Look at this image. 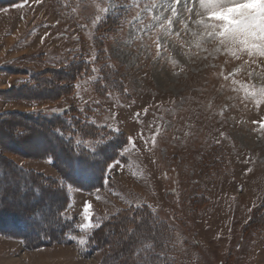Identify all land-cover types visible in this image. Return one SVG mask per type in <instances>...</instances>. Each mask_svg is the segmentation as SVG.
I'll return each mask as SVG.
<instances>
[{
	"label": "rangeland",
	"instance_id": "374dc122",
	"mask_svg": "<svg viewBox=\"0 0 264 264\" xmlns=\"http://www.w3.org/2000/svg\"><path fill=\"white\" fill-rule=\"evenodd\" d=\"M172 2L17 0L0 9V111L64 112L75 151L90 165L94 160L97 172L102 168L100 187L69 185L45 156L57 150L49 132L0 126V143L11 144L7 136L14 134L19 140L15 150L1 151L10 169L58 180L68 197L59 219L71 222L62 240L49 244L38 229L58 226L45 228L33 215L29 235L41 240L25 242L14 217L4 216L22 214L34 201L24 197L31 189L0 163V191L12 194L0 192L8 206L0 207V264H100L104 255L92 249V231L102 219L142 206L154 215L152 231L144 222L132 236L121 233L116 243L123 242V253L146 238L168 246L173 264H264V101L257 103L264 57L245 51L237 59L222 46L217 52L211 38L196 47L193 33L203 31L196 23L199 0L179 5L171 30L179 38L164 36L159 20L169 13L161 5ZM184 4L195 5L186 30ZM55 69L73 70L71 78H78L67 82L70 94L46 96L64 84L52 79L50 93L21 87L31 75ZM42 95L49 99L37 100ZM88 202L92 226L84 227ZM51 208L37 211L44 216ZM258 213L260 224L253 226Z\"/></svg>",
	"mask_w": 264,
	"mask_h": 264
},
{
	"label": "trees",
	"instance_id": "16d2710c",
	"mask_svg": "<svg viewBox=\"0 0 264 264\" xmlns=\"http://www.w3.org/2000/svg\"><path fill=\"white\" fill-rule=\"evenodd\" d=\"M16 1L0 0V9L16 3ZM72 71L73 70L70 69H55L51 70L47 74H33L31 75L30 79V82L32 81V83L29 82V84L27 83V85L25 84L21 87L26 88L25 91L27 92V86H29L30 90H33V88H38L43 89V91H41L43 93H46L45 91L50 93V91L53 90L51 79L55 81H64L62 88L59 89L55 86L56 89L51 94H45L46 96L50 97V99L51 97H55L57 95L63 97L67 94H70L69 89L71 84H67V82L70 80L75 82L78 79L77 77L74 79L71 78ZM44 77H50V79L46 80ZM41 82H45L44 84L49 83V85L42 86ZM48 97H44L42 95V97L38 98L37 100L49 99ZM66 122L67 115L64 112L54 116L44 113L36 114L34 112L25 113L0 111V126H13L14 131V124L18 123L17 128H22L27 134L29 129H34L35 132L40 133L46 131L49 132L48 138L56 142L55 149L57 150L47 149L44 153L45 156L50 157L55 161L54 163L57 165V168L63 175L65 183L85 190L100 187L102 184L101 166H99V169L97 168V172L93 165L94 160L92 165H90V163L85 160L84 154L82 155L75 151V146H73L71 143L72 141L70 140L71 138L68 139L65 135L69 131ZM10 136L12 135L7 137H9V143L11 144L8 145V142H4L5 144L0 143V163L4 166V168L8 167V169H10L12 163L10 160L3 157L1 151L4 149L15 150L17 145L15 142L19 141L15 134L13 135V138ZM19 151H22L23 153L25 152L23 150ZM11 172L16 176L20 175L22 177L19 182H22L23 185H29L28 188L29 190L31 189V191L27 194H24V197H29V199H34V201L22 206V214H11V212H9V214L6 213L4 217H14L18 227V229H15V231L20 234L19 236H21L27 243L41 240L29 235L32 229L33 232H35L34 226L36 223L33 222V215L36 220L38 219V223H41L42 221L43 223L46 222L47 226L50 224L58 226L57 228H49L48 226L45 228L49 229H38L41 232V236L39 238L48 240L47 242L49 244L62 240V236L65 233L64 229L68 225L69 227L71 225V222L67 220L62 221V218L61 220L59 219L60 210L65 208L68 198L63 186L58 180H55L51 177H46L40 173H21L17 169L16 171L11 170ZM2 175H5L4 172H2ZM3 190L0 192L9 196L12 195L10 194L11 189L5 187ZM53 195L57 196L49 200L48 198ZM2 202L3 201H0L2 212L8 211V206L3 205ZM46 205L51 206L52 208L51 210H48V214L42 213L44 216H41V213L37 210L42 212V208L46 207ZM259 213L256 215V220L252 222L253 226L260 224V222H258L260 220ZM153 219L154 215L147 206L123 209L118 214L102 219L98 227L92 231L88 239L90 245H92V249L101 250L103 252L104 259L100 264H173L168 251V246L150 245L148 242L146 243V238H141L140 243L136 242V245L131 246L127 253H123L122 248L124 246H121L123 242H121V244L120 242L116 243V241H119V236L121 233L125 234L126 236H132L135 234L136 229L142 226L144 222H146L144 226L147 227L148 232H151L152 223H150V221ZM10 221H12V218ZM8 223L9 221H7L6 224ZM131 226L133 227L132 229L130 228ZM154 228L155 227L153 225V229ZM156 230L158 232L157 228ZM159 231L160 233L162 232L161 230ZM138 232L139 230L137 233ZM34 234L36 236L38 235L37 233ZM159 235L160 234L156 233V236L154 235L153 237H159ZM145 243L149 244L150 246H144L146 245Z\"/></svg>",
	"mask_w": 264,
	"mask_h": 264
},
{
	"label": "snow or ice",
	"instance_id": "6c2138e0",
	"mask_svg": "<svg viewBox=\"0 0 264 264\" xmlns=\"http://www.w3.org/2000/svg\"><path fill=\"white\" fill-rule=\"evenodd\" d=\"M183 0H173L166 9L161 5L162 10H166L169 15L159 20V29L163 30V35H175L177 39L180 33H172L174 24L179 23L178 17L180 15L179 5ZM199 7L201 12H196L195 15L199 17L197 24L203 26V31L193 33L197 39L194 41L196 47H201L202 42L211 38L218 43L214 49L220 51V46L224 50L230 52L233 56L239 59L238 52H247L249 57L258 54L264 57V0H199ZM153 8L152 4L147 6V10ZM195 5L189 7L184 4L183 11L188 13L184 17V23L181 25L185 30L187 29V20L194 12ZM157 49H161L164 45L160 42L158 36L155 40ZM160 52H157V56ZM227 79V77H225ZM253 96L257 93H252ZM258 95L260 99L257 103L264 101V87L259 89ZM264 128V123L261 124ZM155 137H153V143ZM102 144L103 141H98ZM92 204L88 202L83 211L88 223L84 227H89L93 219L91 212ZM84 243L83 240L80 241Z\"/></svg>",
	"mask_w": 264,
	"mask_h": 264
},
{
	"label": "bare ground",
	"instance_id": "6f19581e",
	"mask_svg": "<svg viewBox=\"0 0 264 264\" xmlns=\"http://www.w3.org/2000/svg\"><path fill=\"white\" fill-rule=\"evenodd\" d=\"M83 175V174H82Z\"/></svg>",
	"mask_w": 264,
	"mask_h": 264
}]
</instances>
